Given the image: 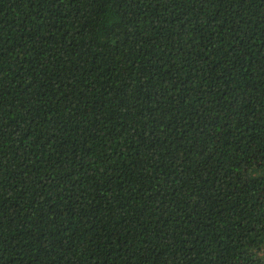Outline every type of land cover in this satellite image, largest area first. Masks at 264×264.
<instances>
[{
    "label": "trees",
    "instance_id": "16d2710c",
    "mask_svg": "<svg viewBox=\"0 0 264 264\" xmlns=\"http://www.w3.org/2000/svg\"><path fill=\"white\" fill-rule=\"evenodd\" d=\"M0 264H264V0H0Z\"/></svg>",
    "mask_w": 264,
    "mask_h": 264
}]
</instances>
